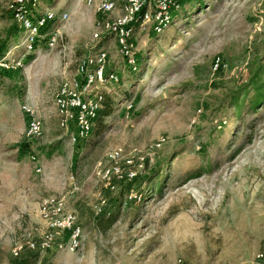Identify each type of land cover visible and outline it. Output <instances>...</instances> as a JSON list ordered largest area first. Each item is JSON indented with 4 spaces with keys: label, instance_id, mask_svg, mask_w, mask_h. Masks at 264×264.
Here are the masks:
<instances>
[{
    "label": "rangeland",
    "instance_id": "rangeland-1",
    "mask_svg": "<svg viewBox=\"0 0 264 264\" xmlns=\"http://www.w3.org/2000/svg\"><path fill=\"white\" fill-rule=\"evenodd\" d=\"M16 1L0 0L1 44L14 64L23 62L0 80V264H10L15 245L44 234L39 208L48 197L62 198L77 217L82 248L53 247L36 264H255L264 243V106L252 109L249 90L241 114L229 106L264 67V0H182L160 33L136 31L135 72L112 39L94 38L104 37L123 0L108 15L83 0H38L37 14L51 11L55 22L30 54L10 10ZM100 48L120 80L100 92L120 108L73 145L54 97L78 61ZM217 57L226 68L213 74ZM24 105L41 122L40 138L24 135ZM161 137L166 144L152 151ZM116 149L133 159L136 178L113 181L110 191L101 177ZM101 197L106 208L95 215Z\"/></svg>",
    "mask_w": 264,
    "mask_h": 264
},
{
    "label": "built area",
    "instance_id": "built-area-1",
    "mask_svg": "<svg viewBox=\"0 0 264 264\" xmlns=\"http://www.w3.org/2000/svg\"><path fill=\"white\" fill-rule=\"evenodd\" d=\"M182 0H123L120 13L105 26L103 36L112 39L118 52L128 68L135 67L137 53L135 48L136 31H143L150 27L154 33H160L168 24L172 14L179 8ZM87 7L94 8L96 12L108 15L117 11L120 0H83ZM24 3L17 0L10 6L15 23L23 34V48L27 54L33 53L37 47L40 31L49 23L55 21L51 11H44L34 18L26 16L22 10ZM68 16L63 14L62 21ZM138 29V30H137ZM59 31L54 30L49 37V48H54L58 40ZM101 41L102 37L94 36ZM1 40V39H0ZM10 52L0 58V71H11L22 67L23 62L14 64L9 57ZM226 65L220 57L213 60L211 71L213 74L225 69ZM117 73L108 71V57L104 48L98 49L94 54H89L77 63L75 77L63 82L55 97L54 106L59 119V127L67 132L73 145L86 140L92 131L94 120L102 108L103 95L100 88L118 81ZM22 111L27 117L25 137L37 139L42 136V125L36 116L35 110L22 106ZM166 144V140L158 138L151 146L152 151H158ZM35 171L41 172L38 161L33 156ZM109 166L104 169L102 180L107 189L115 190L112 183H129L136 178L134 161L125 156L121 149L113 150L108 155ZM130 194V199H136ZM140 200V197H137ZM106 208V200L102 197L94 208L95 215H102ZM41 218L46 224V231L38 241L27 240L24 244L15 245L11 251L13 257H20L24 251L47 252L53 247L58 250L77 252L82 248L83 231L77 217L65 210L64 200L58 197L44 199L39 208ZM67 241L63 242L64 234ZM177 264H181L179 261ZM255 264H264V243L255 255Z\"/></svg>",
    "mask_w": 264,
    "mask_h": 264
},
{
    "label": "trees",
    "instance_id": "trees-1",
    "mask_svg": "<svg viewBox=\"0 0 264 264\" xmlns=\"http://www.w3.org/2000/svg\"><path fill=\"white\" fill-rule=\"evenodd\" d=\"M22 10L29 18H34L37 15L38 11V0H27L26 3L23 5ZM53 21L52 23H54ZM52 23H49L46 28L43 29V31H49V27ZM53 25V24H52ZM19 28V27H18ZM107 38L106 36L101 38V41L105 40ZM0 40V58L4 57L8 45L7 43L1 44ZM138 63L136 61L135 67L128 68L130 71L135 72L137 70ZM12 72V71H11ZM10 71H0V80L3 79V75L10 74ZM120 80L118 78V81L115 84H119ZM241 90H245V94L243 98H241V102L238 101L239 97L237 96L239 93H237L234 97L233 103H231V106L229 108H234L235 113L238 115L241 114V110L244 107L246 96H247V90L252 91L254 93V97L250 100V105H252V109L255 107L261 108L264 106V67L260 68L258 67L254 73L251 75L250 83L244 87H242ZM237 96V97H236ZM126 100V98H125ZM118 103H114L112 100V97L110 95H104V99L102 101V108L99 111L96 119L94 120L92 131L90 136L94 131L99 132L105 128V119L112 118L118 111H119ZM79 144V143H78ZM76 144V145H78ZM27 145L22 143L20 145V155L27 154ZM160 175L159 170L154 171L150 176L154 178H158ZM67 241V234H64L63 242ZM28 255V257H27ZM40 252L39 251H24L23 254L10 260V264H36L37 260L39 258ZM24 257V258H23Z\"/></svg>",
    "mask_w": 264,
    "mask_h": 264
}]
</instances>
